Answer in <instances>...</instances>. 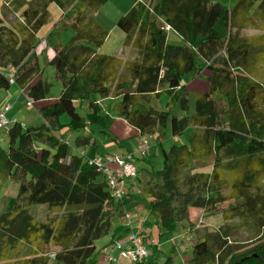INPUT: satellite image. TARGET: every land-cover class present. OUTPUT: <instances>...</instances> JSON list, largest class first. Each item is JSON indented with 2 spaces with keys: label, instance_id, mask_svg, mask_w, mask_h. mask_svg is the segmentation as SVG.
I'll return each instance as SVG.
<instances>
[{
  "label": "trees",
  "instance_id": "trees-1",
  "mask_svg": "<svg viewBox=\"0 0 264 264\" xmlns=\"http://www.w3.org/2000/svg\"><path fill=\"white\" fill-rule=\"evenodd\" d=\"M104 1L45 0L25 8L21 22L13 26L0 16V87L12 84L13 74L14 83L40 102L43 118L39 126L22 127L17 120L4 131L8 142L0 146V177L19 188L12 209L0 212V264H86L96 240L110 231L114 199L106 175L85 155L71 153L68 140L56 133L62 126L75 131L87 125L78 112L79 101L88 103L92 120L107 126L92 92L113 97L117 115L140 137L158 134L160 139L168 126L174 136L189 129L188 143H175L169 151L161 146L162 169H147L143 192L152 199L150 208L162 228L170 229L175 219H189L193 208L221 214L224 225L239 218L264 227L259 185L264 175V0L233 5L225 0H132L117 21L126 33L124 44L138 51L137 58L126 61L97 49L109 32L90 14ZM50 2L62 9V23L74 29L67 44L55 46L49 61L62 83L54 100L43 79L33 81L42 73L36 48L38 33L50 19ZM168 27L184 42L169 43ZM251 29L261 33L243 35ZM198 58L205 62L198 71L208 88L198 96L193 114L170 115L177 100L188 107L181 79L194 71ZM162 93L169 103L159 108L154 101ZM63 114L70 117L67 124L61 122ZM91 139L77 136L76 145H90ZM34 205L47 207L45 221L30 213ZM228 240L225 227L206 233L194 242L185 264H226L230 256L228 264L242 259L239 264H264V238L240 254H234L240 247ZM22 244L32 255L13 259ZM131 264L157 263L146 259Z\"/></svg>",
  "mask_w": 264,
  "mask_h": 264
},
{
  "label": "rangeland",
  "instance_id": "rangeland-1",
  "mask_svg": "<svg viewBox=\"0 0 264 264\" xmlns=\"http://www.w3.org/2000/svg\"><path fill=\"white\" fill-rule=\"evenodd\" d=\"M0 0V16L6 21L7 24L13 26L14 19L19 17L22 11L31 6H38L45 0H20L14 2V0ZM7 5V7H5ZM132 6V0H105L100 4L97 9L92 10L91 18L98 21L109 32L108 38L105 42L97 47L98 51L103 54H110L113 56H133L135 59L137 55L133 54L131 48H135L130 45L127 47L124 42L126 40V33L118 26V19L129 11ZM50 19L44 24L38 36L44 39V41L50 44H56L61 41L62 44H67L69 40L74 36V29L69 25L62 23V9L55 3H49ZM10 11H8V9ZM14 14V15H13ZM218 29L226 35L225 25L221 22L218 23ZM243 35H254L261 33L258 30H245L242 31ZM222 35V36H223ZM167 40L169 43L181 44L183 39L181 35L173 28L168 29ZM137 53V52H136ZM133 54V55H132ZM39 63L42 69V79L47 83L49 88V99H58L62 90V83L55 77V69L49 62L47 52L40 54ZM124 59V61H126ZM205 66V62L198 58L196 67L192 73H188L182 76L183 90L187 93L188 107L183 108L181 100L175 101L170 106V115L179 117L188 116L194 113L195 102L198 96L206 90V79L204 77H198L199 67ZM264 67V66H263ZM264 69V68H263ZM264 71V70H263ZM203 73V72H201ZM205 79V80H204ZM202 85V86H201ZM3 93H0V104L11 105L13 107L11 114L16 116L24 126H39L43 123V118L39 112L38 103L29 98L17 84H13L11 90L0 88ZM0 90V91H1ZM9 90V93L6 91ZM92 100L98 101L100 107V115L106 119L107 126L104 127L99 122H95L89 116L88 103L85 106L78 102V112L84 116L87 120V125L79 130L71 131L69 126H62L56 130L58 136L68 140L71 147V153L74 149L83 152L87 159H94L97 156L109 157L116 156L122 150L126 148H134L139 150L141 148V141L136 138L138 130L130 125L124 118L119 117L117 112L112 107L110 98H103L100 94L92 92L90 94ZM28 100L33 101V105H28ZM9 103V104H8ZM169 103V96L166 93H162L160 98L154 101V105L159 108L167 107ZM0 105V106H3ZM4 107V106H3ZM0 107V108H3ZM10 114V116H12ZM70 121V117L67 114L61 116V122L67 124ZM26 124V125H25ZM77 136H90L92 139L90 145H76ZM189 129L178 135H172L168 126L167 135L163 139V147L169 151L171 146L175 143H188ZM159 139L158 134H153L149 140V147L146 150L144 161L136 158L137 165L144 170H159L164 167V160L161 146L159 148L155 146V142ZM7 140L4 130L0 129V146L6 147ZM78 148V149H76ZM159 149V150H158ZM132 150V151H134ZM88 161V160H86ZM144 162V163H143ZM8 178L2 179L0 177V212L9 211L14 206V200L17 197L19 183L12 181ZM149 179V175L142 174L139 180L142 185H145ZM260 190L264 194V175L260 180ZM124 191V190H123ZM135 200L143 204L141 211L137 210L135 204L129 203V207L126 212L131 215L129 220H121L118 216H114L112 219V227L108 234L100 237L96 240V250L90 255L86 261V264H101L104 255V250L108 254L112 255L115 259H120V264H129L130 259L120 255L119 250H113V247L118 240L113 241L112 236H117L124 232H133L140 237L144 242L148 256L147 261L156 260L159 264H185L183 256L184 254L192 255L193 241L202 239L206 233L214 232L225 227L228 235V241L230 244L239 246L234 254L244 253L255 247H258L262 243V234H264V227L261 224L254 223L252 221H241L236 218L229 221L224 225V220L221 214L209 213L202 211V214L198 209L194 208L189 219H175L170 229L162 228L158 216L151 210L150 203L152 199L142 192H135ZM124 197L125 192H124ZM134 208V209H133ZM200 210V209H199ZM49 210L46 206L34 205L30 208V213L39 221H45L47 219ZM127 233L124 235V237ZM121 236V235H120ZM146 237V240L144 239ZM8 238L5 237L2 241L3 245L7 244ZM256 251L251 256L256 255ZM32 255L29 246L22 244L15 252L13 259L30 257ZM171 257V258H169ZM233 257V256H232ZM149 259V260H148ZM231 256L227 258L226 264L229 263Z\"/></svg>",
  "mask_w": 264,
  "mask_h": 264
},
{
  "label": "built area",
  "instance_id": "built-area-1",
  "mask_svg": "<svg viewBox=\"0 0 264 264\" xmlns=\"http://www.w3.org/2000/svg\"><path fill=\"white\" fill-rule=\"evenodd\" d=\"M169 28V27H168ZM10 81L14 83V76L10 74ZM25 91L24 89H22ZM28 105H33L32 100H28ZM12 108L11 105H6L0 108V129L6 131L10 125L17 121L8 116L9 110ZM22 127H25L21 123ZM149 138L141 136V148L133 152H127L124 154H117L116 156L102 157L97 156L94 159H88L90 165L96 166L101 172H103L109 183V189L113 199L124 200V191L119 186V183L125 180H136L139 178L140 170L136 163V158H144L146 150L149 147ZM84 155V153L82 152ZM126 220L131 218V215L124 212ZM113 250H119L120 255L125 256L133 261H144L147 259L148 250L144 242L138 235L133 232H127V235L119 238ZM108 254V253H107ZM107 260L116 261V259L110 254L107 255Z\"/></svg>",
  "mask_w": 264,
  "mask_h": 264
},
{
  "label": "crops",
  "instance_id": "crops-1",
  "mask_svg": "<svg viewBox=\"0 0 264 264\" xmlns=\"http://www.w3.org/2000/svg\"><path fill=\"white\" fill-rule=\"evenodd\" d=\"M225 1H227V3L229 4V5H233L237 0H225ZM5 7H7V5H5ZM8 9V11H10V9L9 8H7ZM14 15V14H13ZM21 22V18H20V16L19 17H16V19H14V23L15 24H19ZM57 44H62L61 43V41H59V42H57L56 44H50L49 42H46V41H44V39L43 38H41L40 39V43H39V45L37 46V48H36V53H37V56H38V61H40L39 60V56H40V54H44L45 52H47V54H48V57H49V60L51 59V58H53V56L55 55V46L57 45ZM62 45H64V44H62ZM127 47H129V48H131L130 46H127ZM131 51L133 52V54H134V52H135V54L137 55V57H138V51H137V49H132L131 48ZM137 52V53H136ZM132 54V55H133ZM119 57V56H118ZM136 57V58H137ZM120 58H122V59H125L126 60V58H133V56H120ZM198 77H204L205 78V76H204V74L203 73H199L198 75H197ZM40 79H42V73H40V74H38V75H36L35 77H34V80L33 81H38V80H40ZM205 80V79H204ZM206 81V80H205ZM13 84H15V83H13ZM13 84H11L8 88H9V90H11V87L13 86ZM202 86V85H201ZM1 88V87H0ZM8 88H4V89H8ZM207 88H208V83H207V81H206V90H207ZM1 90V89H0ZM9 90L8 91H6V93H9ZM205 90V91H206ZM4 91L3 90H1L0 91V93H3ZM25 92V91H24ZM204 92V91H203ZM110 100H112L111 102H110V104H112L113 103V100H114V98L113 97H110ZM9 104V103H8ZM0 105H3V104H0ZM84 106H85V104H83ZM3 106H5V105H3ZM3 106H0V107H3ZM12 109H13V107L9 110V112H8V116L9 117H11V118H13V119H17V120H19L16 116H14V115H12L11 114V112H12ZM10 114L12 115V116H10ZM20 121V120H19ZM26 125V124H25ZM167 132L168 131H166V134L165 135H167ZM165 135H163L159 140H157L156 142H155V146H157V148H159V145L160 146H162L163 147V144H162V142H163V139H164V137H165ZM136 138L137 139H139L140 138V136H139V134L137 133V136H136ZM160 143V144H159ZM150 144V143H149ZM74 149V152L75 153H77V154H79L80 152H78L77 150H75V148H72V150ZM76 149H78V148H76ZM131 150H134V148L132 149V147L131 148H126V150H122L119 154H124V153H126V152H128V151H131ZM159 150V149H158ZM135 151V150H134ZM161 152V151H160ZM82 154V153H81ZM85 160H88L87 158H84ZM139 160H142V161H144V158H138ZM144 163V162H143ZM140 168V167H139ZM147 169L148 168H145L144 170H141V168H140V175H142L143 173L144 174H146V172H147ZM140 175H139V177H140ZM119 186L124 190V192H125V196L126 197H124V200H118V199H114V203H113V205L111 206V208H110V211L112 212V219H113V217L114 216H118V218H120L121 220H126L125 219V217H123V214H124V212L127 210V208L129 207V203L131 202V203H133V204H135V208H136V210H137V213H136V216H138V211H141V209H142V207H143V204H140V202H137V200H135V195H134V193L137 191V192H142V193H144L143 192V188H144V185H142L141 184V182H140V180H139V178L138 179H136V180H125V181H122V182H120L119 183ZM134 209V208H133ZM194 209V208H193ZM193 209H191L192 210V212H193ZM198 211L200 212V214H202V211L203 210H199L198 209ZM127 232H128V230H127ZM127 232H124V233H122V234H120V235H116V234H113V236H112V238L111 239H113V241L117 238V239H119V238H121V237H123ZM144 239L146 240V237H144ZM196 240H194L193 241V244H194V242H195ZM193 246V245H192ZM108 252L106 251V250H104V255H103V257L101 258V259H103V261H102V263L101 264H103V263H106V262H109V260H107V254ZM125 258H127V257H125ZM169 258H171V257H169ZM190 258H191V255H189V254H184V256H183V259H184V263H186V262H188L189 260H190ZM129 259V258H128ZM117 260V262L120 260V259H116ZM131 260V259H130ZM149 260V259H148ZM149 262H156V260H153V261H151V260H149ZM119 263V262H118ZM132 263V260H131V262L129 263V264H131ZM157 264H159L158 262H156ZM120 264V263H119ZM125 264V263H124Z\"/></svg>",
  "mask_w": 264,
  "mask_h": 264
},
{
  "label": "water",
  "instance_id": "water-1",
  "mask_svg": "<svg viewBox=\"0 0 264 264\" xmlns=\"http://www.w3.org/2000/svg\"><path fill=\"white\" fill-rule=\"evenodd\" d=\"M242 260H244V259H242ZM242 260H241V261H242ZM241 261H238V262H236L235 264H239Z\"/></svg>",
  "mask_w": 264,
  "mask_h": 264
}]
</instances>
